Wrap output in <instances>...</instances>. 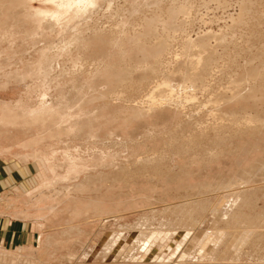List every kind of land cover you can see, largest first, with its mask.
<instances>
[{
	"label": "rangeland",
	"instance_id": "1",
	"mask_svg": "<svg viewBox=\"0 0 264 264\" xmlns=\"http://www.w3.org/2000/svg\"><path fill=\"white\" fill-rule=\"evenodd\" d=\"M75 1L0 0L3 204L33 243L2 263L264 262V0ZM201 40L209 93L172 71ZM197 124L222 130L195 150Z\"/></svg>",
	"mask_w": 264,
	"mask_h": 264
},
{
	"label": "bare ground",
	"instance_id": "2",
	"mask_svg": "<svg viewBox=\"0 0 264 264\" xmlns=\"http://www.w3.org/2000/svg\"><path fill=\"white\" fill-rule=\"evenodd\" d=\"M91 2H92V0H76L75 2H71L70 5H82L83 6V3L84 4H86V3L87 4H90ZM241 11L244 12L245 10L243 11L241 9ZM179 12L182 13L183 12V9H180ZM186 44L188 46H189V44L193 45V42L191 40H189L188 42H186ZM188 46H186V47H188ZM196 46H200V47L202 46L203 49H206L207 50V48H208V50H209L208 44L205 43V42H203V41H202V43L200 45H196ZM162 48L163 47L161 46L160 49L162 50ZM182 61L183 62L181 64H183L184 66L181 67V65H179L178 67H176V68H174L172 70V71L178 73V77H179V80L181 81V83L188 82L189 85H191L192 88L198 87L199 90H201L203 93L205 91H207V93H209V90L212 89L211 86L213 84H215L213 82H217V79H218V76L216 77V72L215 73L213 72L214 70H216V68L213 70V67H215L213 65L216 64V61L214 60V58L212 56L211 50H209V54L205 58H202L201 56H197L196 58H192V57L190 58V56L185 55L184 56V59ZM259 63H261V62H259ZM253 77H255V76L253 75ZM164 86L168 87L167 84H164ZM150 93H151L150 95H146L147 98L145 100H141V101L137 102V104L139 103L142 106L143 105V101H144V104L145 105L147 104V101H149V104L147 106H148L149 109H152V108H155L158 105L166 104L167 103L166 101H170V102L174 101V99L173 100L172 99H168L165 102H159V101H153L152 102L150 100L152 99V94H154L155 91L153 90ZM190 98H192V97H190ZM173 106H175L176 108H178L175 105L174 102H173ZM248 122L249 121H247V123ZM230 124L231 125L234 124V116H232V119L230 120ZM221 130L222 129H221L220 125H217L214 128H212L210 131H208L207 127H205L204 125L197 124L196 131H194V133H192L191 138H190V141L192 142V146L194 147L195 150L197 148H201L202 146H208L210 144V142H209L210 141V139H209L210 132H213L215 134H218ZM201 137H204L203 139H205V140H203ZM139 160H143V158L142 159L140 158ZM236 200H238V199H236ZM236 200L232 201L231 204H233V202L235 204V201ZM206 237H208V236L206 235ZM244 238H246V237L244 236ZM244 238H243V240H244ZM214 240H215V237H214ZM203 244H204V248H206V249H208V247L210 246V245H208L206 243H203ZM210 244H212V243H210ZM213 249H216V248L213 247ZM213 252H214V250H213ZM258 264H264V262H261V263H258Z\"/></svg>",
	"mask_w": 264,
	"mask_h": 264
},
{
	"label": "crops",
	"instance_id": "3",
	"mask_svg": "<svg viewBox=\"0 0 264 264\" xmlns=\"http://www.w3.org/2000/svg\"><path fill=\"white\" fill-rule=\"evenodd\" d=\"M12 180H14L12 162L8 163L0 156V256L5 254L8 258H16L18 251L28 250L30 247L28 244H31L28 243L30 232L27 229L22 231L24 229L21 227L25 225L21 224L17 217L10 215L8 207L3 204L4 201L8 203L11 198L8 195L12 196L11 192L15 187ZM30 248L33 250V247ZM0 264H3L1 258Z\"/></svg>",
	"mask_w": 264,
	"mask_h": 264
}]
</instances>
